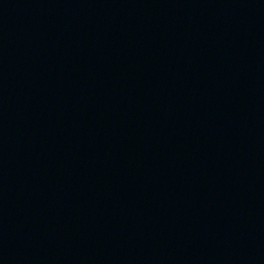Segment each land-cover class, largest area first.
I'll return each instance as SVG.
<instances>
[{
    "label": "water",
    "instance_id": "water-1",
    "mask_svg": "<svg viewBox=\"0 0 264 264\" xmlns=\"http://www.w3.org/2000/svg\"><path fill=\"white\" fill-rule=\"evenodd\" d=\"M0 264H264V0H0Z\"/></svg>",
    "mask_w": 264,
    "mask_h": 264
}]
</instances>
